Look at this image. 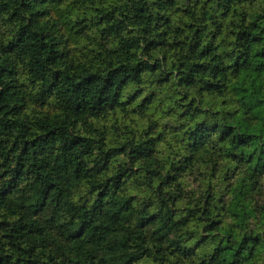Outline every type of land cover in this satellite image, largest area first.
<instances>
[{
	"label": "trees",
	"instance_id": "1",
	"mask_svg": "<svg viewBox=\"0 0 264 264\" xmlns=\"http://www.w3.org/2000/svg\"><path fill=\"white\" fill-rule=\"evenodd\" d=\"M0 264H264V0H0Z\"/></svg>",
	"mask_w": 264,
	"mask_h": 264
}]
</instances>
